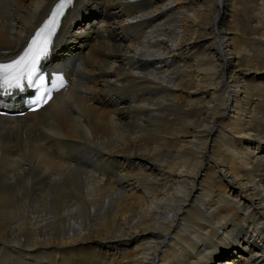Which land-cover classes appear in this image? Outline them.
<instances>
[{
  "label": "bare ground",
  "instance_id": "bare-ground-1",
  "mask_svg": "<svg viewBox=\"0 0 264 264\" xmlns=\"http://www.w3.org/2000/svg\"><path fill=\"white\" fill-rule=\"evenodd\" d=\"M56 1L0 0L1 61ZM42 64L64 93L0 116V264H264V0H73Z\"/></svg>",
  "mask_w": 264,
  "mask_h": 264
},
{
  "label": "snow or ice",
  "instance_id": "snow-or-ice-1",
  "mask_svg": "<svg viewBox=\"0 0 264 264\" xmlns=\"http://www.w3.org/2000/svg\"><path fill=\"white\" fill-rule=\"evenodd\" d=\"M71 3L72 0H58L49 18L36 31L23 53L11 61L0 62V91L11 94L12 90L23 91L25 86L35 88L37 96L31 101L33 110L38 109L42 103H47L44 98L46 94L42 90L45 76L40 65L50 51L60 18Z\"/></svg>",
  "mask_w": 264,
  "mask_h": 264
},
{
  "label": "rangeland",
  "instance_id": "rangeland-1",
  "mask_svg": "<svg viewBox=\"0 0 264 264\" xmlns=\"http://www.w3.org/2000/svg\"><path fill=\"white\" fill-rule=\"evenodd\" d=\"M79 5H81V3H80V1H78L77 3H76V8L79 6ZM77 32V31H76ZM65 32L63 31V33H62V35H61V39H62V42H61V44H63V38H64V36H65ZM86 36H87V34H86ZM224 259V261H226L227 260V258L225 257V258H223ZM238 261H239V259H238Z\"/></svg>",
  "mask_w": 264,
  "mask_h": 264
}]
</instances>
